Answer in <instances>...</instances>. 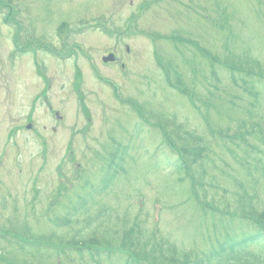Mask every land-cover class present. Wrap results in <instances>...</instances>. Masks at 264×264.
I'll return each instance as SVG.
<instances>
[{"label": "rangeland", "instance_id": "374dc122", "mask_svg": "<svg viewBox=\"0 0 264 264\" xmlns=\"http://www.w3.org/2000/svg\"><path fill=\"white\" fill-rule=\"evenodd\" d=\"M263 213L264 0H0V264H124L70 241L133 222L202 254Z\"/></svg>", "mask_w": 264, "mask_h": 264}, {"label": "trees", "instance_id": "16d2710c", "mask_svg": "<svg viewBox=\"0 0 264 264\" xmlns=\"http://www.w3.org/2000/svg\"><path fill=\"white\" fill-rule=\"evenodd\" d=\"M10 10L12 12L11 8ZM16 24L18 25L17 22ZM62 27L63 25H60L59 28L61 29ZM174 38L176 41L181 40L178 37ZM200 48L201 47H199V49ZM21 51H24V49ZM165 77L168 79L166 75ZM129 101L130 100H128V102ZM157 126L162 129V126ZM163 130V139L165 143L172 148L175 147L177 150L179 149V146H183L185 144V141H189L187 140L188 136L192 141L197 138V136L192 133L184 132L185 135H183L176 131L175 134L179 137V140H177V138L175 140L178 145L177 146L171 139L173 134L171 132H166L165 129H162V131ZM200 143V141L196 140L194 142V146H188L185 148L182 147V152L175 161L174 165V170H177L176 173L181 176V179L185 178L182 174L190 176L192 180V192L197 201L200 200L195 189L196 181L193 177V166L198 163L201 164V160H204V155L209 149L206 145L200 146ZM82 213L86 214L87 210L84 209ZM69 214V218L66 217V219H59L58 225L69 224L71 219L79 213L74 215L69 212ZM260 217L261 214L257 217L259 219H252L257 226L256 233L247 234L237 238H225L224 241L218 242L215 248L202 254H193L188 252L180 253L174 246H172V243L162 238L160 235L157 237L156 235L154 236V234H148L136 222H133L132 225H125L118 242L115 241L116 243L111 241L107 242V238L104 235L101 240L89 239L86 240V242L84 240L83 242L82 240L73 238L70 241V244L76 245L78 247V251H88L92 258L99 255L112 256L113 254L118 253L124 257V264H264L263 255L255 254L250 251L254 248L264 250V213L262 218ZM157 231L158 229H156V232L153 230L155 233H157ZM99 245L106 248L97 249L96 247ZM64 246L62 245V247Z\"/></svg>", "mask_w": 264, "mask_h": 264}, {"label": "water", "instance_id": "95a60500", "mask_svg": "<svg viewBox=\"0 0 264 264\" xmlns=\"http://www.w3.org/2000/svg\"><path fill=\"white\" fill-rule=\"evenodd\" d=\"M112 59H113L112 56H108L107 58H105V61L112 60Z\"/></svg>", "mask_w": 264, "mask_h": 264}, {"label": "flooded vegetation", "instance_id": "af4514ba", "mask_svg": "<svg viewBox=\"0 0 264 264\" xmlns=\"http://www.w3.org/2000/svg\"><path fill=\"white\" fill-rule=\"evenodd\" d=\"M128 49V48H127Z\"/></svg>", "mask_w": 264, "mask_h": 264}]
</instances>
